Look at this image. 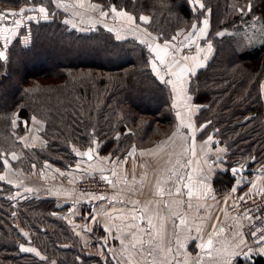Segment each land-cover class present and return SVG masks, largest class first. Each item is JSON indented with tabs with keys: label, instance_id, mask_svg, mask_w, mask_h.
<instances>
[{
	"label": "trees",
	"instance_id": "obj_1",
	"mask_svg": "<svg viewBox=\"0 0 264 264\" xmlns=\"http://www.w3.org/2000/svg\"><path fill=\"white\" fill-rule=\"evenodd\" d=\"M100 1L129 11L136 21L149 17L143 24L162 41L196 18L187 0ZM202 1L211 8V25L220 19L218 27H228L236 7L245 2L252 5L248 13L256 15L264 28V0ZM19 2L23 0H0V6ZM29 24L30 42L23 46L17 37L6 49L7 60L0 58V169L2 158L17 150L22 155L10 163L23 170L42 160L67 167L77 159V152L92 148L95 142L99 153L117 155L132 145L149 147L174 131L171 90L151 68L152 55L144 43L135 38L119 40L106 28L69 29L58 14ZM215 49L190 80L195 101L204 105L196 120L198 124L208 121L204 134L219 129L214 136L228 145L229 157L235 159L230 166L248 159L243 165L251 167L264 159L260 92L264 38L239 51L224 52L216 44ZM15 115L44 121L40 134L46 144L42 148H28L21 142L23 130L12 124ZM252 157L255 160L250 163ZM7 185L0 181V264H91L95 257L85 254L69 225L53 214L65 209L57 208L52 198L6 195ZM23 229L34 233L30 243L41 249V257L21 251L26 241ZM262 260L255 258L251 264Z\"/></svg>",
	"mask_w": 264,
	"mask_h": 264
},
{
	"label": "crops",
	"instance_id": "obj_2",
	"mask_svg": "<svg viewBox=\"0 0 264 264\" xmlns=\"http://www.w3.org/2000/svg\"><path fill=\"white\" fill-rule=\"evenodd\" d=\"M120 35L119 39H138L142 33L133 28ZM189 42L195 47L188 52H173L172 45L165 52L155 51L165 43L152 49V69L154 58L164 56V64L153 69L158 79L175 81L169 72L190 68L196 73L208 63L209 41L194 38ZM191 77L185 72V91L180 94L168 84L177 113L174 131L149 147H131L129 157L111 161L108 154L92 148L90 161L77 152L70 166L42 160L32 164L33 171L28 173L13 169L12 158L7 160L5 171L9 176L17 174L22 184L14 187H22L20 193L52 198L57 208L66 210L64 218L85 254L95 257L91 264H251L255 258H264V243L252 242L241 231L242 216L229 213L238 197L264 188V166L250 168V175L230 169L231 189L217 190L215 172H224L225 147L216 145L211 135L197 136L200 127L195 120L204 105L193 102L188 88ZM41 139L40 134L37 144L25 146L42 148ZM20 151L14 152L16 158ZM95 172L108 174L109 192L85 194L72 184L74 177Z\"/></svg>",
	"mask_w": 264,
	"mask_h": 264
},
{
	"label": "rangeland",
	"instance_id": "obj_3",
	"mask_svg": "<svg viewBox=\"0 0 264 264\" xmlns=\"http://www.w3.org/2000/svg\"><path fill=\"white\" fill-rule=\"evenodd\" d=\"M187 1L190 5L191 10L194 13L193 16H196V18L192 22H188V23H186L187 21L184 22L185 24L175 31L173 35V37L174 36L176 37L175 40H172L171 38L170 40L167 39L166 41L159 40L158 39L160 37L159 35H155L151 33L147 29L145 24H143V22H141L140 20L136 21V17L134 14L130 13L129 11L123 8L115 7L117 9V12L124 11L127 13V15H130L135 18L133 21H129L127 19V16H121V15H117L116 13H113L111 11L113 7L112 4L106 5L108 3L103 4L100 0H26V1L23 0V2H19L18 4H13L10 6H7V5L0 6V7H3L2 10L0 9V14L12 13V12L20 13L21 9H25L23 14L12 16L11 19H0V52L4 54L1 60L3 61L7 60L8 51L6 49L10 44L11 45L13 44L14 40L17 37H19L20 44L23 46H26L30 42L31 33L29 31V28H30L29 23L31 21H34V22L47 21V20L52 19L54 14L55 15L58 14L60 18L64 21V23H66L69 29H75L79 32H89L91 30V27L99 28V29L106 28L117 39H119V37H122L120 34H122L124 30H130L133 28H137L141 31L142 36L141 38H138L136 40L139 42L143 41L141 43H144L146 45V47L151 52L152 57H153L152 49L157 48L159 44L161 43L164 44L165 42H169L170 45H172V48L174 50L173 52L179 49L180 51L184 52L183 47L185 45L190 44L189 40L185 38L188 37L191 32L192 23H196L198 20L203 21L204 19H207L209 22L208 28L205 34H200L199 32H197L196 35L192 36V39L198 38L200 43H202V41H205V40L209 41V43L212 45L211 57H213V55L215 54V50H216L215 44L216 46L219 47L221 51L223 50L224 52L232 48L235 49L236 51H239V50L244 49L245 47H249V46L256 44L257 42H259L261 39L264 38V28H262V25L259 22H257V20H255L256 15H254L253 13H251L250 15L248 13L249 4L245 2L240 4L241 7H236L235 17L233 18V21L231 22V24L228 27L219 28L218 27L219 23L223 21L218 19V21H215L214 25H211L212 12H211L210 7L205 6V9L207 10L206 11L205 9H199V5L196 2V0H187ZM199 3L204 4L202 0H199ZM40 7H44L46 9V12L43 14L40 13L39 12ZM53 8H56L54 9L55 13L51 14ZM241 9L244 10L243 14H241V11H240ZM102 13H107V15H103ZM44 15H47L48 18L44 19L43 18ZM29 17H32V19H29ZM14 21H22V23H20V25L17 26L14 23ZM202 26H203L202 24H198V27H202ZM220 32H225L227 34L223 37L217 36V33H220ZM183 42H186V43L184 44ZM191 78L193 79V77ZM190 80H188V88L190 85ZM263 83H264V77L262 78L261 83H260V92L262 96L261 98L264 103V87L262 86ZM193 102L198 103L195 101V95L193 96ZM175 114L177 113L175 112ZM199 116L200 114H198L197 112L196 118H198ZM23 121H27V120H25L24 118L18 115H15L12 120L14 129L23 130L22 136L19 137L21 142H23L26 145L37 144L40 139V133L44 128V121L36 119V118H32L27 121L28 122L27 125H25ZM195 121H196L197 126L200 127V130L197 135L200 139L208 135H211L214 138L216 145H222L223 147H225L224 157H225L226 163L224 167V173L222 174V172H219V171L215 172V184L214 185L216 186L217 190L223 188L224 191H227L228 189H231V185L233 183L234 178L232 181H230L228 176H226L225 174L228 172L227 174H230L232 176L230 165L233 164L231 160L235 161V159L229 157L230 152H231L229 150V147L228 146L226 147L225 143H221L220 138L214 136V133H218L219 129L217 128H214L213 130L210 129L209 132L204 134V131H203L204 127L202 128V126L208 125V121H205L202 124H198L197 120ZM201 133H203L204 135L200 137L199 134ZM41 140L46 144V142L44 141L45 139L42 138ZM93 144L94 146L92 148L96 149L99 152V148L97 145L98 143L95 142ZM131 147L138 148L134 145H132ZM130 148L125 150L124 153L122 154L118 153L117 155H113L109 153L108 155L110 156L111 161H114L116 159H123L125 157H129L130 154L133 153L131 151L132 148L131 149ZM17 151H20V150H17ZM21 153H19L18 155L20 156ZM100 154H103V153H100ZM8 157L2 158L3 167L2 169H0V181L6 183V185L8 184L7 186H10V188H6L5 194L12 195L16 198L17 197L25 198L27 192L20 193L22 191V187H14L15 184H22V183H19L20 182L19 180H17V174L13 172L9 176L10 172L5 171V168L8 167L7 166ZM10 157L12 159H10ZM10 157L9 159L11 161H14V159H16L14 152L11 153ZM245 162H248V159ZM245 162H239L237 163V165L242 166ZM261 166H264V159H260L259 161H256L255 163H252L251 165L253 170H257ZM11 167H13V169L21 168L18 164L17 165L15 164L14 166L11 165ZM21 170L23 171V173H28L32 169L29 168V170L26 171L21 168ZM95 173L100 174L101 176H103L104 174V173L102 174L99 172H95ZM248 174L250 175L251 171H248ZM8 178L11 182L8 180ZM11 186H13L14 188L13 190ZM53 214L55 216L60 217L65 223H67L66 219L64 218L65 212H61L59 210V211L53 212ZM20 230H21V227H20ZM22 232L23 234L26 233L27 235L26 236L23 235V238H25L26 241L25 240L22 241L21 245H23L25 248H29V247L34 248L36 252L34 253L29 252V253H32V254H35L36 256L41 257L43 255L41 253V249H39L35 245V243H30L31 240L30 241L27 240V238L30 239L29 237L31 236L34 237L33 236L34 233L30 231V229H23ZM36 241L38 245L42 244L41 239L36 238Z\"/></svg>",
	"mask_w": 264,
	"mask_h": 264
},
{
	"label": "built area",
	"instance_id": "obj_4",
	"mask_svg": "<svg viewBox=\"0 0 264 264\" xmlns=\"http://www.w3.org/2000/svg\"><path fill=\"white\" fill-rule=\"evenodd\" d=\"M192 43L183 47L184 52L194 50ZM74 187L82 193L103 194L109 192L110 183L97 173H85L72 180ZM230 214H240L243 218L241 231L254 243L264 237V188L237 198L229 209ZM256 233L253 237L251 234ZM264 264V258L262 263Z\"/></svg>",
	"mask_w": 264,
	"mask_h": 264
},
{
	"label": "snow or ice",
	"instance_id": "obj_5",
	"mask_svg": "<svg viewBox=\"0 0 264 264\" xmlns=\"http://www.w3.org/2000/svg\"><path fill=\"white\" fill-rule=\"evenodd\" d=\"M196 2L198 3V5H199V9H205V5L203 4V3H199V0H196ZM251 7H252V5L251 4H249V6H248V11H251ZM206 10V9H205ZM25 11V9H21V11H20V13H15V12H12V13H5V14H0V19H6L7 18V16H16V15H20V14H23V12ZM111 11L113 12V13H116L117 15H121V16H127V19L129 20V21H133L135 18L134 17H132V16H130V15H127V13L126 12H124V11H120V12H117V9L113 6L112 7V9H111ZM207 11V10H206ZM241 11V14H243V9H241L240 10ZM39 12L40 13H45L46 12V9L44 8V7H40L39 8ZM103 15H107V13H102ZM44 19H47L48 17H47V15H44V17H43ZM29 19H32V17H29ZM149 17H147V16H140L139 17V20L141 21V22H144V23H147V22H149ZM14 23L17 25V26H19L20 25V23H22V21H14ZM208 20L207 19H204L203 21H197L196 23H192V25H191V32H190V34H189V36L188 37H186L185 39H187V40H191L192 39V36H194V35H196V33L197 32H199L200 34H205L206 33V30H207V28H208ZM198 24H202L203 26L202 27H198ZM227 33H225V32H220V33H217V36H220V37H223V36H225ZM176 39V37L174 36V37H172V40H175ZM193 43H195V41H193ZM170 47V43L169 42H165V44H164V47L163 48H157V49H155V51H157L158 53H160V52H165V50L166 49H168ZM199 49H198V53H199ZM207 51L209 52V53H211L212 52V45L209 43L208 45H207ZM3 53L2 52H0V58H2L3 57ZM184 59H188V57L186 56V57H184ZM164 64V56L163 55H158L157 57H155L154 58V60L152 61V65H153V69L155 70L156 69V65L157 64ZM178 67H179V65H177ZM165 67H169V65H165ZM197 67H199V66H197ZM185 72H187L188 73V75L189 76H193V75H195V71H193V69H190V68H181L180 69V71H178V72H176V71H171V72H169V77H175L176 79H175V81H173L171 78H169V79H167V80H165V83H168V84H171L172 85V88H173V90L174 91H176L177 92V94H180V93H183L185 90H184V87H183V83H184V74H185ZM30 119H32V118H30ZM23 123L25 124V125H27V121H23ZM207 125H204V126H202V128L203 127H206ZM209 139H211V137H209ZM84 155H88L87 153H85ZM232 171L235 173V172H237V171H239L238 169H232ZM250 183V182H249ZM238 187V186H237ZM232 191H236V188H233L232 189ZM250 194V193H249ZM188 195H189V197H191V195H192V193L191 192H189L188 193ZM181 223H183V221H181ZM23 235H27L26 233H24ZM253 237H255L257 234L256 233H252L251 234ZM211 243H212V241H211V239H209V241H208V244L209 245H211ZM241 243H243V241H241ZM259 243H264V237H261L260 238V241H259ZM20 248H21V251H23V252H36V250L34 249V248H25L23 245H21L20 246ZM249 251H251V250H249ZM37 255H38V253H37Z\"/></svg>",
	"mask_w": 264,
	"mask_h": 264
},
{
	"label": "water",
	"instance_id": "obj_6",
	"mask_svg": "<svg viewBox=\"0 0 264 264\" xmlns=\"http://www.w3.org/2000/svg\"><path fill=\"white\" fill-rule=\"evenodd\" d=\"M262 86L264 87V83H263ZM85 153H87L88 155H84ZM82 155L84 156V158H85L87 161H90V160L93 159L92 149H91V148H86V149L82 152ZM254 160H255L254 157H252L250 163L254 162ZM248 164H249V163H247V164H245V165H243V166H231L230 169H231V170H232V169H238L239 171H237V172H238V173H242V172H245V171H249V170H250V168L248 167ZM103 177H104V178H107L108 181H109L108 174H105V173H104V174H103ZM28 240H30V239H28Z\"/></svg>",
	"mask_w": 264,
	"mask_h": 264
}]
</instances>
